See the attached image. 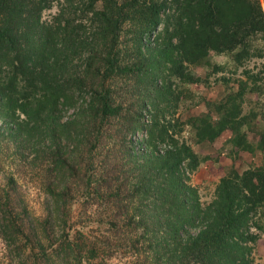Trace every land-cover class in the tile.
I'll return each instance as SVG.
<instances>
[{
  "label": "trees",
  "instance_id": "obj_1",
  "mask_svg": "<svg viewBox=\"0 0 264 264\" xmlns=\"http://www.w3.org/2000/svg\"><path fill=\"white\" fill-rule=\"evenodd\" d=\"M54 1L0 0L1 121L17 135L31 122L26 134L47 136L44 170L64 181L57 192L43 181L57 197L53 208L62 229L49 251L40 252L41 264H252L253 244L264 230V163L239 172L230 166L210 200L201 202L189 174L202 158L183 131L188 127L199 142L229 130L233 151L254 148L264 155V62L258 71L243 67L234 89L217 101L204 99L205 110L184 117L177 111L181 90L175 93L163 77L197 82L189 65H208L210 50L236 63L264 57L260 1L79 0L78 7L68 0L73 10L64 1L43 16ZM65 10L67 18L60 19ZM86 28L87 34L78 33ZM125 31L130 53L120 51ZM81 47L86 62L74 77L68 55ZM156 76L160 82L151 88ZM139 78L146 81L145 95ZM77 88L84 97L77 113L79 151L64 162L65 145L59 146L75 118L57 123L52 111L70 106ZM247 92L256 94L253 100L244 98ZM247 99L256 109L241 113L237 108ZM257 116L262 122L256 119L251 145L242 127ZM13 182L9 175L0 191L5 242L28 235L9 197ZM37 258L28 264H39Z\"/></svg>",
  "mask_w": 264,
  "mask_h": 264
},
{
  "label": "rangeland",
  "instance_id": "obj_2",
  "mask_svg": "<svg viewBox=\"0 0 264 264\" xmlns=\"http://www.w3.org/2000/svg\"><path fill=\"white\" fill-rule=\"evenodd\" d=\"M70 10L73 7L70 6L68 0H57L51 8L43 11L42 15L47 16L48 13L54 12L58 7H65V2ZM262 9L264 10V0H259ZM72 5L78 7L82 6L79 0H73ZM78 14L76 10L75 15ZM67 10L62 11L60 19L67 18ZM84 20L83 17L80 20ZM126 29V25H125ZM88 29L79 31L80 35L87 34ZM129 35L126 31L123 35L119 36V39L125 43V46L120 50L123 53H130L129 48ZM123 46V45H122ZM150 47V48H146ZM129 48V49H128ZM152 47L149 43L143 50L148 51ZM87 48L81 47L78 50L72 51L68 55L67 66L72 76L77 77L79 69L85 64L86 60L84 55ZM209 64H191L189 68L192 69L200 79L197 82H192L188 85L180 84L178 81L173 80L171 77H163L164 83L170 84V89L175 93L178 89L181 90L180 94L183 99L179 101V107L177 111L181 117L186 116L189 113H197L206 109L203 100L209 99L217 101L223 95V93L232 88H235L234 77H242L241 69L243 67L249 68L252 71L260 70V62H264V57H249L242 63L234 62L232 58L225 53H215L213 51L208 52ZM160 66H163L160 64ZM259 66V67H256ZM162 74L166 72L165 67L162 70ZM264 73V72H263ZM138 78V77H137ZM143 84V89L140 95H145V79L139 78ZM132 81V80H128ZM127 82V81H126ZM151 88H154L160 82V76L149 79ZM117 83V82H113ZM79 86V85H78ZM150 88V89H151ZM185 88H188L186 91ZM185 93V99L184 95ZM81 90L75 89L71 92L72 104L68 107L54 108L52 116L57 123H62L70 117H74L75 120L71 124L69 137L63 141L62 145H65V153L62 157H65L64 162L68 160L73 161L79 151L77 137L79 132V126L77 122V113L80 107V103L83 102L84 97ZM161 95L154 98L158 100ZM256 94L254 92H247L244 98L253 100ZM244 100L237 108L241 113H246L249 109H256ZM251 102V101H250ZM51 110V109H49ZM49 110H45L41 113H47ZM259 111V110H258ZM16 113L22 117V112L15 109ZM51 112V111H50ZM50 114V113H49ZM259 116L255 120L259 119ZM254 124H245L242 128L246 131V138L254 145L256 139V126L259 125L258 121ZM260 120V119H259ZM39 125L45 124V120L36 119ZM260 122H262L260 120ZM31 122L26 125L29 127ZM25 126H22L21 135L15 131L7 129L0 117V191L3 188H7V177L11 175L15 182L11 184L9 190V197L13 198L15 205L14 211L18 215L19 220L22 223V228L28 235H17L18 238L11 242H5L0 232V264H18L20 260L29 263L33 255L37 256L38 263L41 264L42 255L41 251H49L50 247L54 245L59 233L62 229V223L59 221L61 214L58 209H54L56 205L57 197L49 194L46 191V187L43 181L48 183V186L55 192H57L61 186L63 179L59 177V174L53 175L55 172H48L44 170L47 165L42 146L48 145L50 140L46 136L40 137L35 131H29L25 133ZM184 136L189 140L194 150L202 158L194 170L189 174V182L195 187L198 199L201 202H207L213 195L214 187L230 166H233L238 172L245 167L255 166L264 163V155L258 150L252 149H238L233 151L231 149V136L229 130L223 131L213 141L202 140L199 142L194 141L193 132L186 127L183 131ZM133 137L139 139V132L136 130ZM230 137V138H229ZM88 145V144H87ZM67 151V152H66ZM208 154L207 157L203 155ZM43 157V158H42ZM45 171V175H43ZM73 176V174H72ZM10 187V186H9ZM76 199L78 194H72ZM77 205L73 204V207ZM75 219V213H72V220ZM253 231L255 229L251 228ZM72 231V230H71ZM50 241L51 245L47 244ZM252 249V264H264V230L259 231V236L253 244ZM117 261L116 258H113ZM75 264V263H72ZM112 264V262H107Z\"/></svg>",
  "mask_w": 264,
  "mask_h": 264
}]
</instances>
